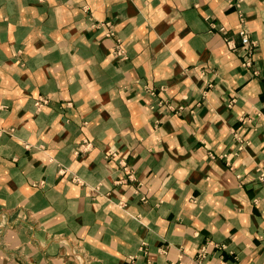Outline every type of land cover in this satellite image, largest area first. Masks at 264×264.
Masks as SVG:
<instances>
[{
  "label": "crops",
  "instance_id": "0c3cea01",
  "mask_svg": "<svg viewBox=\"0 0 264 264\" xmlns=\"http://www.w3.org/2000/svg\"><path fill=\"white\" fill-rule=\"evenodd\" d=\"M263 172L264 0H0V264H264Z\"/></svg>",
  "mask_w": 264,
  "mask_h": 264
},
{
  "label": "built area",
  "instance_id": "2783aa9c",
  "mask_svg": "<svg viewBox=\"0 0 264 264\" xmlns=\"http://www.w3.org/2000/svg\"><path fill=\"white\" fill-rule=\"evenodd\" d=\"M240 5V4H237ZM240 21L242 23V26L239 30V35L241 37L242 40V50L243 53L247 56V60L244 62V65L247 67H251L253 65V55H254V51L256 49V41L251 39V34H250V30L246 25V16L243 12H240ZM98 25H102L104 27H106V35L107 36H115L116 34V30L114 28V25L111 21H103L102 23H98ZM221 32L226 34L227 30L224 27L220 28ZM226 41L228 42V44H230V46L232 48H236V45L233 44V40L228 37H226ZM113 53L120 57L121 59H125L128 57L127 55V51L125 46L122 44L121 40L119 38H117L116 44L114 46L113 49ZM154 93V91H153ZM49 99L47 97H39L38 99H36V105L38 108H41L43 105H46L48 103ZM163 104H166V106L170 109V110H181L183 109V107H176L174 106L171 102H163L160 101ZM261 178H264V172L261 174ZM206 258V248L202 249V253L199 254L198 256V264H203L204 260ZM151 264V263H149Z\"/></svg>",
  "mask_w": 264,
  "mask_h": 264
}]
</instances>
